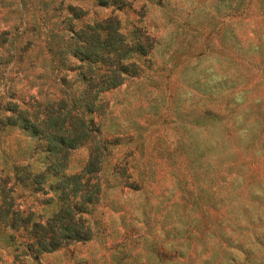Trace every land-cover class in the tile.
<instances>
[{
    "label": "rangeland",
    "instance_id": "obj_1",
    "mask_svg": "<svg viewBox=\"0 0 264 264\" xmlns=\"http://www.w3.org/2000/svg\"><path fill=\"white\" fill-rule=\"evenodd\" d=\"M110 15L151 44L93 96L75 31ZM94 156L91 237L35 253L0 222V264H264V0H0V204L44 221Z\"/></svg>",
    "mask_w": 264,
    "mask_h": 264
},
{
    "label": "trees",
    "instance_id": "obj_2",
    "mask_svg": "<svg viewBox=\"0 0 264 264\" xmlns=\"http://www.w3.org/2000/svg\"><path fill=\"white\" fill-rule=\"evenodd\" d=\"M140 30H142L141 27L137 26L133 31L134 40L127 41L124 38L125 33L119 29V20L116 16L110 15L88 24L86 28L75 31V35L80 40L75 51L82 59L90 62L88 67L93 69L92 63L95 61L103 62L102 64L106 66L104 71L97 76L98 78L90 83V88L96 87L95 92L91 95L94 96L103 88L116 86L127 76L138 72L139 68L136 62L125 63L122 58L132 49L141 53L148 50L151 44L150 37L147 33L140 34ZM13 106L18 108L16 104ZM26 111V109L18 108V115L14 119H19L22 125L30 127L34 131L45 132L52 141L58 137L56 131L62 124L59 121V115L57 117L47 114L43 120L44 127H40L29 119L25 114ZM58 139L62 142L67 141V145L74 144L73 139L67 140L65 137ZM49 147L53 148L51 144ZM96 164L97 158L91 157L82 172L72 173L68 176L72 182L69 186L63 185L62 197L65 200L44 221L30 220L28 216H19L15 210L10 208L8 199H3L0 204V222L14 228H24L27 233L24 246L35 253L51 250L72 241L89 239L92 234L91 227L81 215V211L88 204L97 201L100 187L97 180L91 189L84 187L80 178L94 169Z\"/></svg>",
    "mask_w": 264,
    "mask_h": 264
}]
</instances>
